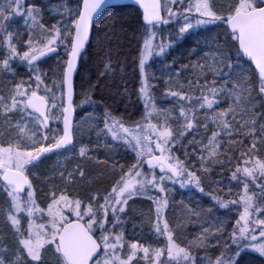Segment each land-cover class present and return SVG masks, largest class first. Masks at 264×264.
Returning a JSON list of instances; mask_svg holds the SVG:
<instances>
[{
    "label": "snow or ice",
    "instance_id": "6c2138e0",
    "mask_svg": "<svg viewBox=\"0 0 264 264\" xmlns=\"http://www.w3.org/2000/svg\"><path fill=\"white\" fill-rule=\"evenodd\" d=\"M129 11L135 13L133 23H128L126 13ZM45 16H50V20L46 21ZM97 17L103 20L102 35L96 27ZM16 18L23 20L29 31L25 41L27 50L18 47L17 37L21 34L10 30ZM213 25L222 28L224 39L222 42L217 39L210 53L203 55L204 63L189 60L185 64L173 58L166 67L174 68L177 64L179 67L163 74L168 77L165 96L177 99L182 122L170 128L165 121L161 130L149 124L147 134L133 137L135 144L128 139V146L135 152V161L127 165L112 162V175L119 179L110 192L97 190L86 199L72 197L67 188L75 183L77 173L81 178L85 175L78 166L75 171L67 172V178L61 173L63 183L60 187L64 191L59 195L52 191L47 198L50 202L46 201V210L38 207L27 165L36 167L45 154L61 149L67 151L66 146L72 144L76 111L82 107L75 98V78L93 42L100 50L98 71L95 80L82 78L81 95L87 104L104 105L107 109L103 94L96 99L93 96L98 90L103 93L107 87L103 81L114 77L120 64L119 60L113 63L109 36L118 33L127 36L131 32L137 44L143 41L145 52L158 50V55H166L172 44L192 40L188 53L191 57L200 56L196 51L201 47L199 37ZM37 30L39 35H35ZM165 37L169 42H165ZM158 38L160 42L154 43ZM105 41L109 45L107 49ZM0 43L5 47V54L0 56V76L12 77L8 81L12 87L7 95L0 93V119L4 121L7 135V139H0V187L10 199L9 207L0 214H6L5 223L12 236L11 242L0 239V264H45L47 252L55 257L56 264H264V111L258 115L255 112L241 115V122L237 123L227 119L229 115L236 119L231 106L216 114L214 122H218V127L227 134L229 139L225 143L236 145L239 158L219 159L216 150L222 146L217 139L221 133L215 130L209 141L214 161H206L204 153L208 152V146L197 151L195 137L187 146L182 142L186 135L196 131L194 115H189L195 112V105L200 109H212L220 97H232L237 92L238 77L242 75L237 69L243 58L255 65L253 78L258 80V88L254 85L252 90L264 98V0H230L226 8H216L213 0H132V6L122 0H74L71 5L68 0L59 4H53V0L44 3L4 0L0 4ZM49 56L56 59L55 69H50V74L40 66L41 59ZM146 58L143 55L139 58V94L143 97H147L148 89L154 86L148 80L158 79L154 74L146 77ZM14 61L26 66L27 80L15 78L18 73ZM193 68L207 69L212 76L211 81L207 76L203 82L189 80V87L194 84L201 90L195 100L179 86L178 80L175 83L180 90L172 88L175 77ZM124 94H128L127 88ZM183 101H188L190 106L185 107L180 103ZM246 103L252 104L253 100L248 99ZM103 116L107 131L115 132L118 124L125 134L130 132L109 111L105 110ZM140 127L143 131L144 126ZM29 131L33 141L31 150L21 142ZM241 135L244 138L237 141L236 137ZM177 144L183 151L182 158L175 155ZM90 151L87 146L81 147L79 156L88 158ZM232 159L236 160L234 169ZM240 160H243V167H240ZM212 163H219L222 169L227 167L231 172L229 181L242 184L243 194L238 199L222 198L211 188L206 192L201 170L210 175ZM145 165L146 170L142 171ZM133 175L139 179L133 181ZM169 184L179 189L191 185L201 195L209 196L220 209L242 205L243 211L239 212L234 224L208 221L209 226L201 225L200 232L191 240L178 242L177 230L181 226L170 227L167 220L161 223L162 210L173 199L168 195L174 191ZM250 185L258 187V195ZM26 188L24 208L29 220L28 228L22 230L16 213L21 210L20 193ZM138 197L155 205L157 222L151 233L155 246L152 242L129 238L124 229L127 206ZM37 211L45 222L34 225L32 218ZM201 211L189 208L188 218L200 217ZM193 248L205 254L200 256L197 252L194 255Z\"/></svg>",
    "mask_w": 264,
    "mask_h": 264
},
{
    "label": "rangeland",
    "instance_id": "374dc122",
    "mask_svg": "<svg viewBox=\"0 0 264 264\" xmlns=\"http://www.w3.org/2000/svg\"><path fill=\"white\" fill-rule=\"evenodd\" d=\"M4 0H0V4H3ZM44 3L46 0H28V3ZM69 4H73L74 0H68ZM214 6L216 8H226L227 5L230 3V0H213ZM62 3V0H53V4ZM62 11V9H61ZM53 15L55 14V9H53ZM50 19V16H48ZM54 22V21H52ZM10 30H13L15 33H19L17 39L19 40L18 47L22 50H27L25 46V41L28 38L29 31L25 27L23 20L16 18L10 24ZM200 31V29H197ZM35 35H39V32L35 33ZM201 40V36L199 37ZM159 38L154 43H158ZM165 42H169L167 37H165ZM216 43H213L211 40L210 42L203 48H197L196 51L200 52V56H191L189 57L188 53L193 45L192 40H188L186 42H182L177 44H172V46L167 50L166 55H158L156 51L152 52H145L143 48V41L141 43L140 48V55L139 58L143 55L146 56L145 67H146V77L150 75H155L158 79L156 80H148V83L155 85V81L159 82L158 87L161 92L157 93V97L165 96V92L167 91L165 87V81L168 78L166 75H163L169 71H175L173 68L166 67L169 65L173 58H176L178 61L183 60H190L192 63L200 62L204 63L201 59L203 55L206 53H210L211 49L215 47ZM39 46V45H38ZM5 54V47L2 43H0V56ZM189 60L186 62L189 63ZM211 61H209L210 63ZM241 67L237 69V72H241L242 75L238 77V83L240 87L237 89V92L233 94L232 97L223 96L219 98V102L214 105L212 109H199L197 113L198 127L197 131L194 134L195 139L198 142L196 145L197 151L203 146H208V152H205V158L207 160H215V156L210 155L212 146L209 145V141L211 140V133L212 131L220 132V136L217 138L218 143L222 145L221 147L217 148V152L219 153V159L221 160V156L227 154L228 146L232 145L231 143H225L228 141V136L224 133L220 127H218V122L215 121L216 114L221 111H227L228 108L231 106L235 109V116L236 119L233 120L232 116L229 115L227 119L232 121L233 123L241 122L240 116L246 113L250 114L255 112L257 115L260 111H264L260 109V104L258 103L259 96L257 92L253 89V84L251 82V73L249 65L246 63L240 62ZM14 68L18 75L15 77L17 80L23 78L24 80L28 79V75L26 72V66L21 64L19 61H14ZM207 76L208 80L211 81L212 76L209 70H201L199 68H193L190 70L185 71L179 77L174 78V83L172 85L173 90H180L179 86L183 88L189 87V80L192 79H199L205 78ZM12 77L7 76H0V93L7 95V90L12 87L10 81ZM179 81V86L175 83V81ZM155 83V84H154ZM233 83H237V81H233ZM140 88V74H139V86ZM153 88H155L153 86ZM258 88V85H257ZM149 95L147 97H143L140 95L142 105L144 106V119L140 122L139 125H143V131H141V127L137 125L132 131L125 134L122 129L119 128L118 124L116 125L115 132L107 131L104 128V124H100L99 120L96 121V118H83L82 121L78 122L75 126V133H74V143L67 151H57L55 153H51L44 157V161L38 166L33 167L27 165V175L29 180L32 182L33 191L35 193L34 199L38 207H43L46 210V201L47 198L51 195L52 191L55 190L57 195L61 191H64L60 186L62 185L63 181L60 179L61 173L64 174L65 178H67V172L75 171L76 168L79 166L81 170L85 173L84 177L81 178L79 173L76 174L75 183L71 184L70 187L67 188V192L72 194V197L77 199H86V197L95 191H100L104 193L105 190L111 191V187L115 184V181L119 179L118 176L112 177V173L110 178L113 179L112 186H102L98 188L96 182L101 180V177H98L95 180L91 181L89 178L90 174H93V170H105L106 160L108 162H118L119 164L127 165V162L135 161V152H128V144L127 140L132 139L133 144H135V139L133 137L140 136L143 137L145 134L148 133V125H156L157 130L163 129L165 125V121H167L168 125L170 121H173V126L180 124V117L179 112L172 106L163 105L162 102H157L152 97V87L148 89ZM201 90H197L196 92L200 95ZM258 96V97H257ZM212 98L211 96L209 97ZM262 98V97H261ZM174 100V98H172ZM248 99L253 100L252 104H247L246 101ZM263 101V98H262ZM171 103V102H170ZM264 103V101H263ZM239 105V107H238ZM96 121V124H95ZM53 126L55 122H52ZM5 124L2 119H0V139H7V135L4 132ZM32 132L29 131L27 136L23 137L21 142L29 145L27 150H31L30 145L32 144L31 140ZM239 141L242 140L244 137L243 135L237 136ZM202 143H199L201 142ZM188 144V142H187ZM187 144L185 146H187ZM87 146L91 151L89 153L88 158H82L79 156V149L81 147ZM189 151L192 149L189 148ZM123 151V152H122ZM134 156H133V155ZM175 155L179 157H183V151L180 149L179 145H177V151ZM255 158V157H254ZM197 165L199 164V160L197 159ZM44 163V164H43ZM43 166L45 168H43ZM43 170L45 178L42 181L38 180L37 172ZM119 169H117L118 171ZM145 169H142L144 171ZM157 173L159 170H156ZM201 176L203 181V186L205 187L206 192L213 190L214 188L211 187L209 184L215 186L220 191V196L223 198L225 197V193L228 196H234V198L238 199L240 195L243 194V187L242 185H237L234 181H227L222 175L219 176L216 180H212L210 177L205 176L203 171L201 170ZM133 181L139 179L138 177L132 176ZM89 180V181H88ZM219 182V183H213ZM0 183H2L0 181ZM56 186L55 189L53 186ZM92 186H95L92 189ZM229 186L232 189V192L229 193ZM168 187H173L174 191L170 192L168 195L173 199L170 201L169 206L162 210V221L167 220L170 227L175 228L176 225H180L181 227L177 230L178 235V242L183 240H191L195 235L200 232L201 225L209 226L208 221H216L219 220L216 212H224L222 209L216 205L209 196L201 195L198 190H196L193 186H189L186 189H179L178 186L168 185ZM43 188V189H42ZM44 190L43 195L38 197L39 190ZM250 189L254 190L256 194H259V189L257 186H253ZM156 193L153 192V195ZM252 193L249 192V195ZM231 198V197H230ZM139 199L141 202L144 203L143 205H139V207L144 208L143 219L140 221L141 226H137L136 223H131L130 218H128V214L124 217L126 223L124 224V229L126 234L129 238L132 239H140L142 241L152 242L155 246V238L151 236L152 233V226L157 222L156 213H155V205L152 204L151 201H148L146 198H136ZM27 201V192L20 196L19 204L21 210L16 213L18 219L21 221L22 230L28 228V213L27 210L24 208V204ZM50 202V201H47ZM103 203V201H101ZM10 205V199L4 194L3 188L0 187V212L7 209ZM189 208H197L200 210H204L207 215H203L202 217H193L191 219L188 218V209ZM211 209V211H209ZM127 210L128 206H127ZM232 212H230L231 220L228 222L229 224L235 223V218H238L239 212L243 211L242 205L234 206L232 208ZM128 213V211H127ZM67 214V213H66ZM40 213L37 211L34 213L33 223L41 224L45 221L41 220ZM6 214H0V239L8 240L11 242L12 236L11 232L8 229V225L5 223ZM201 221L203 223L201 224ZM144 227V228H143ZM230 231V229H229ZM163 239V237H161ZM162 246V245H161ZM193 254L196 255L197 252L200 256H203L205 253L202 250H197L193 248ZM45 264H56V259L52 255L51 252H47L44 254Z\"/></svg>",
    "mask_w": 264,
    "mask_h": 264
},
{
    "label": "trees",
    "instance_id": "16d2710c",
    "mask_svg": "<svg viewBox=\"0 0 264 264\" xmlns=\"http://www.w3.org/2000/svg\"><path fill=\"white\" fill-rule=\"evenodd\" d=\"M108 14L109 13H105V15H108ZM126 17L128 19V23H133L135 19V13L129 11L126 13ZM45 20L47 21L50 19H48V16H45ZM98 21L99 23L97 24L96 27H97L98 32H100V34L102 35L103 34L102 32L103 20L99 18ZM209 28H210L209 31L201 35V49H203L210 42V40L213 43H216L217 39L221 42L224 39L222 28H217L214 25L209 26ZM205 37H206V41H205ZM108 39L111 41L110 47L112 50L113 63L119 60L120 64L117 69V74L114 77L110 76L109 78L103 81V83L107 85V87L103 90V93H101L98 90L93 96V99H96L101 94H103L104 100L107 102L108 108L106 109L104 105L87 104L86 102H84V97L81 95V84L83 82L82 78H84L85 80L89 78L95 80V77L98 71V68H97V65L99 62L98 53L100 50L95 46V41H94L93 47L89 49V54L84 56L82 62L80 63L79 74L76 76V79H75L77 103L80 102L82 104L81 111H79L78 109L76 111L75 126L78 122L82 121L81 119L86 118V117L94 119V116L97 118V116L100 115L101 120L103 121L104 119L103 113L105 110H107L110 112L111 116H113L116 119V121L118 122L122 121L124 123V126L129 128L130 131H132V129L137 127V125H139L140 122L143 121L144 119V106L142 105L143 103L141 102V98L139 94V87H138L139 86V55H140V48H141L142 40H140L139 44H137V39L133 38L131 32H129L127 36L118 33L116 36H109ZM108 46H109L108 42L105 41V49H107ZM234 53H235V49H233V54ZM188 60H186V62ZM179 61L186 64V62L183 60L179 59ZM240 62L248 64L243 59ZM55 65H56V59L54 57H50L40 62V66L43 67V69L46 72H49V74H50L49 70L55 69ZM175 67H179V65L177 64ZM175 67L173 69H175ZM249 68H250V73H251V82L253 86L255 85L257 87L258 80L253 78V69L250 65H249ZM203 80L204 79L201 78V82H203ZM50 82L51 81H49V83ZM155 83H154L155 88L152 87V91H151L152 96H153L152 98L156 100L157 102H162L163 105L172 106L178 111H180V108L177 106L178 104L177 99L173 100L172 98L167 97V96L157 97V93L161 91L159 90V87H158L159 82L155 81ZM85 87H86V84H85ZM125 88L128 89L127 95L124 94ZM184 89L186 90L188 95L193 97V100H195L196 97L199 96V94L196 92L198 89L196 88L194 84L191 87H188V88L185 87ZM204 91H205V94H207L206 90ZM257 99H258V103L260 104V109H261V104H264V103L261 97ZM180 103L185 105V107L190 106L188 101H183ZM194 107H195V112L189 113V115H194L193 123L195 125L196 124L198 125V122L196 121L197 119L196 116L200 108L198 105H195ZM202 110L203 109H201V111ZM181 122H182V119L180 120V123ZM173 123H174L173 121H170V124H169L170 128H175L177 126L175 125L174 127ZM197 125H196V129L198 127ZM196 131L185 136V138L182 141L184 145H186L189 140H192L193 137H195L194 134L196 133ZM236 140L239 141V138L236 137ZM227 148H228L227 154L224 156H221L222 161L225 159L226 156L230 159L233 156L239 158L240 153L235 151L236 145L232 144V145H229ZM128 152H132L131 147L128 148ZM246 158L247 157H245V159ZM43 161H44V157L40 159L38 164H41ZM112 162H108L106 160V162L104 163L106 164L105 170L94 169L92 172L93 174L89 175L90 176L89 178L91 179V181L93 180L96 181L98 177H101V180H99L98 182H96V184H94L98 188H101L103 185L106 186V188H108V186H112V182H109L110 175L113 169ZM31 165L32 164H29L28 166H31ZM235 166H236V160L232 159V165H231L232 169H234ZM243 166H244L243 160H240V167H243ZM43 168L45 167L43 166ZM211 168H212L211 174L210 175L205 174V176L210 177L212 180H216L219 176L222 175L224 178H226L227 181H229L231 172L227 167L222 169L219 163H212ZM37 176H38L39 181H42V179L45 178L42 169L37 172ZM112 177H116V176H112ZM234 183L237 184L236 181H234ZM209 185L214 188L212 191L216 194H219L220 191H222V190H219L218 188H215V186L212 184H209ZM237 185H242V184H237ZM253 186L254 185H250V188ZM94 187L95 186H92V189ZM39 191L40 192L38 193V197L43 195V192L45 191V189L44 190L40 189ZM250 193H252V191H250ZM230 197L228 196V194L225 193V197L223 198H227V199L234 198L233 195ZM139 205H140L139 200H135L134 202H129L128 204L129 210H127L128 218H130V222L136 223L138 227L141 226L140 221L143 219L142 215L144 214V212L142 211L141 207H139ZM233 207L234 206H231L230 209H222L224 212H219V213L216 212L215 214L217 215L219 220L225 221L228 223L231 220L230 212L233 211L232 210ZM203 215H207V213L204 210L201 211V217ZM202 223L203 221H201V224Z\"/></svg>",
    "mask_w": 264,
    "mask_h": 264
},
{
    "label": "water",
    "instance_id": "95a60500",
    "mask_svg": "<svg viewBox=\"0 0 264 264\" xmlns=\"http://www.w3.org/2000/svg\"><path fill=\"white\" fill-rule=\"evenodd\" d=\"M122 2L124 3V4H127V5H129V6H132V0H122ZM134 7V6H133ZM99 19V17H97V20ZM51 56H49L48 58H50ZM48 58H46V59H48ZM45 58H42L41 59V62L42 61H44V60H46ZM246 62H248L247 61V58H243ZM249 63V62H248ZM251 66H252V68L253 69H255V65L254 64H251V63H249ZM76 79V78H75ZM264 99V98H263ZM61 127H62V125H61ZM72 143H73V140H72ZM72 145V144H71ZM71 145H69V146H66V148H69ZM61 150H64V149H61ZM58 151H60V150H58ZM49 153H47V154H45L44 156H46V155H48ZM44 156H42V157H44ZM1 181H2V179H1ZM27 190V188L25 189V191ZM25 191L24 192H21L20 193V195H22V194H24L25 193Z\"/></svg>",
    "mask_w": 264,
    "mask_h": 264
},
{
    "label": "bare ground",
    "instance_id": "6f19581e",
    "mask_svg": "<svg viewBox=\"0 0 264 264\" xmlns=\"http://www.w3.org/2000/svg\"><path fill=\"white\" fill-rule=\"evenodd\" d=\"M130 97H131V96H130ZM75 98H76V97H75ZM130 100H131V99H130ZM130 100H129V101H130ZM79 103H80V102H79ZM77 109H78L79 111H81V107H80V108H77ZM94 118H96V117L94 116ZM97 120H99V123H100V124H102V123L104 124L105 117H104V119H103V121H102V120H101V116L98 115L97 118H96V121H97ZM96 121H95V124H96ZM136 200H139V199H136ZM130 202H133V201H130ZM139 204L144 206V203L141 202L140 200H139ZM141 209H142V211L144 212V208H141ZM143 228H144V227H143Z\"/></svg>",
    "mask_w": 264,
    "mask_h": 264
},
{
    "label": "flooded vegetation",
    "instance_id": "af4514ba",
    "mask_svg": "<svg viewBox=\"0 0 264 264\" xmlns=\"http://www.w3.org/2000/svg\"><path fill=\"white\" fill-rule=\"evenodd\" d=\"M109 182H112V184H113V179H112V178H110V179H109Z\"/></svg>",
    "mask_w": 264,
    "mask_h": 264
}]
</instances>
